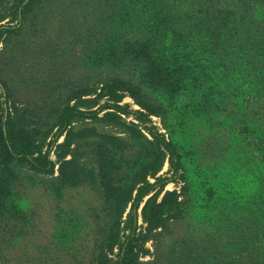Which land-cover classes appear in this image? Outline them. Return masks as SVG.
Returning a JSON list of instances; mask_svg holds the SVG:
<instances>
[{"label":"rangeland","instance_id":"374dc122","mask_svg":"<svg viewBox=\"0 0 264 264\" xmlns=\"http://www.w3.org/2000/svg\"><path fill=\"white\" fill-rule=\"evenodd\" d=\"M109 1L0 0V263L114 264L118 243L129 235L132 200L114 229L118 239L108 243L107 204L119 196V213L123 200L136 196L135 130L151 139L148 128L177 148L179 174L166 155L158 175L168 181L139 202L137 232L147 225L141 211L149 196L159 203L173 190L180 205L138 242L133 264H264V207L252 201L264 192V69L218 110L202 107L201 94L187 88L180 96L190 109L184 117L172 102L147 111L125 90L146 83L140 85L133 54L123 46L145 15L128 24L133 16L119 5L108 11ZM127 25L136 30L127 34ZM138 112L145 114L142 122ZM9 118L30 133V154L51 161L48 171L22 164V151L17 158L5 153ZM113 243L107 260L100 258L101 248ZM257 246L263 248L255 253Z\"/></svg>","mask_w":264,"mask_h":264},{"label":"trees","instance_id":"16d2710c","mask_svg":"<svg viewBox=\"0 0 264 264\" xmlns=\"http://www.w3.org/2000/svg\"><path fill=\"white\" fill-rule=\"evenodd\" d=\"M117 5L124 15L133 16L127 17L128 24L139 17L140 13L145 15L143 25L139 23V33L126 38L123 46L133 54L132 60L136 62L135 70L140 85H148L144 84V88L131 86L125 90L130 91L134 100L147 111L172 102L174 107L181 110L177 111L179 116L184 117L190 109L185 110L186 104L180 105V96L184 95L187 88L195 94H201L204 100L202 107L214 106L218 110L220 105L228 104V98L235 99L243 90L250 88L258 80L259 71L264 69V0H110L108 11ZM128 29L127 34H131L136 26L129 25ZM123 53L127 55L125 50ZM259 63H262L260 69ZM234 66L235 72L227 73L226 70ZM190 71L192 72L189 76L185 74ZM227 77L232 79V83L226 84V80H219ZM143 90L155 93V98H150L153 101L149 100L147 94L142 93ZM120 98L116 97L115 101L119 102ZM114 106L112 108L118 111L126 108L119 104ZM69 111L67 108L63 113L64 124H68L71 114ZM138 113L140 122L146 119L145 114ZM5 123H2V127ZM6 125L7 139L3 140L5 153L9 157L17 158L14 157L15 151H22V164L37 172L48 171L51 161L42 155L30 154L33 151L30 133L16 128L10 118ZM145 130L151 139L140 129L135 130L136 137L140 140V152L137 155L140 168L136 171V182L139 186L136 196L133 199L130 195L126 197L123 200V210L119 213L116 209L119 196L108 198V217L103 235V241L107 243L113 238L118 239L114 229L119 226L126 205L132 200L125 222V227L129 226V235L118 243V258L114 264H133L134 250L140 246L138 242L147 233L162 226V221L166 218L174 216L180 205L173 190H166L159 203L154 202L153 195L149 196L141 211L147 225L141 232H137L140 228L136 223L139 202L153 185L163 187L168 181L167 177L158 175L166 155L174 174H179L177 158L180 155L178 157L176 154L177 148L166 141L161 133L148 128ZM6 140L10 143L7 144ZM3 170L0 167V181L4 177ZM147 176L154 178L153 184L146 180ZM252 201L264 207V192L253 196ZM263 224L264 222L259 224L260 228ZM259 226L256 225L255 228L261 231ZM113 245L114 243L107 247V251L101 248L99 257L107 260V252L110 253ZM262 248L257 246L255 253ZM0 264L9 263L7 259H2Z\"/></svg>","mask_w":264,"mask_h":264}]
</instances>
